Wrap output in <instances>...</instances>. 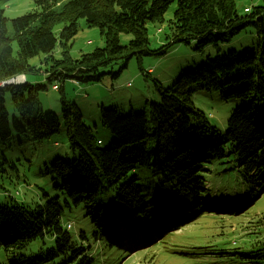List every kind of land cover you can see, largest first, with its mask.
I'll list each match as a JSON object with an SVG mask.
<instances>
[{
    "label": "trees",
    "instance_id": "trees-1",
    "mask_svg": "<svg viewBox=\"0 0 264 264\" xmlns=\"http://www.w3.org/2000/svg\"><path fill=\"white\" fill-rule=\"evenodd\" d=\"M171 4L175 9L165 34L170 44L194 40L197 51L207 45L219 51L247 28L254 30L256 44L246 51L227 50L182 75L160 90L159 102L148 111L119 115L102 108L100 125L111 140L108 148L101 146L78 106L66 101L62 91L56 115L44 111L38 100L45 87L27 82L0 86V149L11 143L13 133L40 143L63 126L69 151L46 167L56 181L55 196L43 192V203L19 201L17 190L8 193L2 174L14 165L0 163V191L8 198L0 202V264H92L62 220L68 212L81 208L90 219L103 220L106 211L111 219L117 215L115 220L134 215L143 219L153 218L178 197L201 206L212 167H225L224 175L241 183V193L228 205L247 210L262 194L258 190L264 192V0L244 8L243 14L237 13L235 0H34V9L9 21L0 8V82L35 73L29 61L40 55L42 64L53 62L46 72L57 71L59 82H97L105 75L97 73L100 68L122 61L123 69L132 57L150 53L145 25L162 24ZM80 20L99 29L104 46L78 60H56L53 51L58 46L65 54ZM119 34L132 39L122 46ZM197 92L217 93L224 101L238 103L223 129L194 108ZM6 94L16 107L11 120L5 114ZM102 195H110V202ZM241 197L248 204L236 202ZM134 230L128 231L130 237ZM257 242L225 254L235 264H264V244Z\"/></svg>",
    "mask_w": 264,
    "mask_h": 264
},
{
    "label": "rangeland",
    "instance_id": "rangeland-1",
    "mask_svg": "<svg viewBox=\"0 0 264 264\" xmlns=\"http://www.w3.org/2000/svg\"><path fill=\"white\" fill-rule=\"evenodd\" d=\"M235 2L237 13L243 14L244 8H250L259 0ZM0 8L9 21L34 9V0H0ZM174 9L175 4H171L163 16L162 24L146 23L147 50L150 52L148 55L140 59L132 57L123 69L122 61L100 68L97 73L105 75L97 82H59L58 76L55 75L57 71L46 72L53 62L50 61L49 65L42 64L44 56L40 55L29 61L35 67V73L21 74L1 81L0 86L27 82L45 87V91L38 93V100L44 111H51L56 115L60 114L62 91V97L66 101L74 102L78 106L85 117V125L94 131L96 138L101 141V146L108 148L111 140L100 125L102 108L115 109L119 115L148 111L152 103L159 102L160 90L170 87L182 75L227 50L246 51L256 44L252 28L245 29L219 51L212 45L197 51L194 40L170 44L171 41L165 34L168 33L167 25L172 19ZM60 29V25L54 28L55 35ZM118 38L120 45L125 46L132 36L119 34ZM167 43L170 46L163 52L158 51ZM103 46L104 39L99 29L87 27L80 20L78 32L69 41L65 54L57 46L53 57L56 60L64 56L78 60L82 55ZM4 99L5 114L11 120L17 115L16 107L7 94ZM192 102L194 108L202 112L210 123L221 129L238 106L234 100L224 101L217 93L207 92L195 93ZM12 137L11 143L0 149V163L5 160L9 165L13 164L14 168L6 166L1 184L9 190L8 193L14 194L13 191L17 190L18 195L15 197L19 201L41 200L43 203V192L48 197L55 196L53 185L56 181L46 174V167L54 159L69 153L64 127L61 126L59 132L50 140L40 143L14 133ZM224 170L225 167L209 168L206 181L208 188L210 187L209 193L202 200L201 206H196L190 198L178 197L173 203H167L169 206L158 210L153 216L155 220L151 217L141 219L138 215L124 219L121 213H118L121 218L115 220L118 216L114 215L111 219L107 211L103 220L90 219L81 208L68 212L62 220L70 226L68 232L72 240L77 241V245L83 247L92 257V264H235L234 259L225 253H232L238 248H248L257 241L258 244H264V192H261L262 189L258 190L262 194L253 199L255 203L250 208L247 207V210L238 209L235 204L228 205L243 188L240 182L236 183L230 176L224 175ZM238 189L239 192H236ZM254 189L256 191V187ZM219 197L223 201L219 200ZM111 198L110 195L106 198L101 196L102 200L108 202ZM7 199L4 192L0 191V202ZM236 202L248 204V200L242 197L237 198ZM109 222L116 223L110 225ZM132 227H135V233L130 237L128 231Z\"/></svg>",
    "mask_w": 264,
    "mask_h": 264
},
{
    "label": "bare ground",
    "instance_id": "bare-ground-1",
    "mask_svg": "<svg viewBox=\"0 0 264 264\" xmlns=\"http://www.w3.org/2000/svg\"><path fill=\"white\" fill-rule=\"evenodd\" d=\"M154 219V218H153ZM68 228H70V226H68ZM122 246H124V245H122Z\"/></svg>",
    "mask_w": 264,
    "mask_h": 264
},
{
    "label": "built area",
    "instance_id": "built-area-1",
    "mask_svg": "<svg viewBox=\"0 0 264 264\" xmlns=\"http://www.w3.org/2000/svg\"><path fill=\"white\" fill-rule=\"evenodd\" d=\"M57 89V88H56Z\"/></svg>",
    "mask_w": 264,
    "mask_h": 264
}]
</instances>
